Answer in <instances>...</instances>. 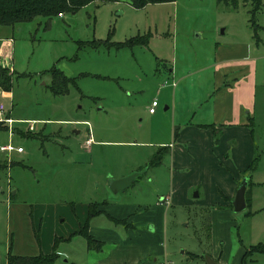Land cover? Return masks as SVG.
Segmentation results:
<instances>
[{
  "label": "rangeland",
  "instance_id": "rangeland-1",
  "mask_svg": "<svg viewBox=\"0 0 264 264\" xmlns=\"http://www.w3.org/2000/svg\"><path fill=\"white\" fill-rule=\"evenodd\" d=\"M118 1L94 0L74 11L0 25V34L13 40L12 56L3 50L0 54V65L12 77L10 90L0 86L10 91L1 93L0 101L5 116L14 119L10 133L7 124L0 122V144L10 141L24 149L0 151V261L11 242L13 252H30L32 205L35 231L40 236L41 222L47 245L51 229L58 235L73 230L78 226L75 213L83 205L87 209L90 202L96 203L93 216L107 217L103 207L111 199L118 202L138 194L147 203L151 198L167 203V197L155 198V194L173 188L172 122L209 118L214 62L228 54L225 48L232 44L241 51L249 45L256 160L249 185L253 204L250 200L249 208L241 211L230 207L233 225L223 232L221 258L228 255V264L235 263L242 243L252 244L253 251L263 249L264 244H255L264 243V0L255 14L258 41L251 27L250 0H239L235 8L220 0H171L141 7ZM145 35L146 43L122 42ZM219 47L225 48L218 52ZM51 67L68 78L67 90L49 88ZM154 97L159 104L151 113L148 107ZM33 119L35 127L28 130V120ZM133 170L143 171L135 186L112 192L108 178ZM9 187L15 189L16 208L7 202ZM197 188L192 185L188 194L181 193L184 200L167 208L166 217L150 206L136 218L138 229H148L159 220L161 227L153 232L162 238L170 264H205L203 254H213L206 220L210 211L197 205L201 194L191 196ZM185 198L190 200L188 205ZM112 218L131 226L125 218ZM78 237L87 243L79 233L59 241V257L53 264H97L74 249L70 242ZM108 247L109 241L101 251L93 248L94 260L105 258ZM242 264H264V250L252 252Z\"/></svg>",
  "mask_w": 264,
  "mask_h": 264
},
{
  "label": "crops",
  "instance_id": "crops-1",
  "mask_svg": "<svg viewBox=\"0 0 264 264\" xmlns=\"http://www.w3.org/2000/svg\"><path fill=\"white\" fill-rule=\"evenodd\" d=\"M120 2L116 1L119 4ZM126 3L128 2L126 1ZM119 9L118 13H122V9ZM5 37H9L11 43L13 42L12 37L0 34V39ZM248 47L249 45L245 44L243 51L237 44H232L228 48H218V52H222L224 48L227 49L228 54H222V57H218V60L214 62L215 74L211 81L213 82L212 111L207 120L181 119L172 122L173 142H169V146L171 147L170 159L173 168L170 177L173 188L171 192L165 191L155 194V198L167 197V203H157L153 200L154 198H151L150 202L147 203V199L138 194L132 199L118 202L111 199L110 203L103 207L105 212L116 218H125L131 226L126 228L114 222L105 214L92 216L89 220V231L96 239L103 241V245L99 250H103L102 247L106 245L107 241H109V247L107 248V255L104 256L105 258L95 261L92 254L95 249H89L83 237L71 241L70 243L75 246L74 249L82 252L86 259L88 257L90 261L97 264H158L163 257L167 258L165 247L162 245V238L153 232L155 228L161 227L159 220L156 219L153 225L152 223L149 224L148 229H138L136 228V218L143 217L140 213L143 210L150 209V206L156 214L162 212L163 216L166 217L167 208L180 204L178 202L184 200V198H181V193L183 195L184 193L188 194L192 185H195L198 187V195L194 196L191 191V196L199 197L200 194L202 195L199 197L198 206L209 207L217 203L220 204L218 207L211 208L209 212L210 239L213 252L211 255L221 264H228V255L223 256V258H221V255L223 251V232L227 227L231 229L233 225V213L229 202L233 199L236 187L243 177L245 169L255 157L256 151L253 128L251 130L249 125V118L254 117L251 107L255 83L251 74L252 67L249 61ZM241 84H245V87ZM7 92L10 93V91L0 90V94ZM168 108L169 106L166 105L165 109ZM202 124H207V126H202ZM209 125L216 127L217 130L220 129L217 143L213 142L214 129ZM182 169H187L186 173H183ZM133 182L130 186L133 185ZM9 193H14L11 191V187H9ZM252 195L253 190L251 191V204H253ZM7 198V202L14 208L16 205H14V197L8 194ZM185 199L187 200L186 205H188L190 200ZM82 207L84 208L82 211L75 213L78 226H74L73 230H77L88 215V205L87 209L84 205ZM33 210L32 205L30 212L31 227L27 226L32 231L29 238L31 249L29 253L21 254L50 251L51 249H48L49 247L52 248L53 238L58 235L55 228L51 229L50 238L46 243L47 245H45L43 228L40 222L39 232L41 237L38 244L33 234L37 225ZM145 218L146 221H153L150 217ZM73 230H68L67 234L59 236L67 237ZM247 245L244 243L240 245L242 248H239V258L232 264H242V257ZM6 253L3 255L0 264H6ZM71 255L77 260L75 254ZM188 258L199 259L200 257L188 254ZM251 259L253 258L251 257ZM65 260L68 259L65 258Z\"/></svg>",
  "mask_w": 264,
  "mask_h": 264
},
{
  "label": "trees",
  "instance_id": "trees-1",
  "mask_svg": "<svg viewBox=\"0 0 264 264\" xmlns=\"http://www.w3.org/2000/svg\"><path fill=\"white\" fill-rule=\"evenodd\" d=\"M94 1V0H0V25H16L24 21L32 20L35 16L38 15H44V16H51L55 14H59L60 12L63 13L65 11H74L80 8L81 6ZM102 2L105 1H118V0H100ZM163 1H171V0H128L129 4L134 7H141L149 2H163ZM225 2L228 5H231L232 7H237L239 0H220ZM247 1V0H244ZM251 7L248 9L250 13V21H251V27L253 28V36L256 38V40H259V34H258V26L255 24V14L256 12L261 8L262 0H250ZM147 35L144 36V38H141L138 40L136 36L129 37L125 40H123V43H126L127 46H130L134 44L135 42L138 43H146L147 41ZM138 40V41H137ZM125 45V46H126ZM52 68V67H51ZM49 68V72L53 74L52 81L50 84H47L49 88L53 91H60L63 89L67 90V84L70 82L68 81V78H63L64 75L62 74L57 68ZM57 69V71H55ZM57 72V73H56ZM0 86L4 88L5 90H10L12 87V77L9 75L6 67H3L0 65ZM253 119L251 117L249 118V125L251 127V130L253 128L252 124ZM202 126H207V124H202ZM212 126V125H209ZM214 129V138L213 142L217 143L220 135V129L217 130L216 127L212 126ZM157 158V157H156ZM256 160V157L253 158V161L247 166L245 169L243 176H248V182H247V188L245 191V198H246V208H249V201L251 200V189L249 188V185L251 183L250 177L252 176V171L254 169V161ZM156 161L153 160L149 162L150 165L154 164ZM158 162V161H157ZM149 166V165H148ZM11 197H14V193H10ZM96 203L90 202L88 205V215L84 221V223L80 226L78 232L76 230H73L70 232V234L67 237L55 235L53 238V244L52 248L48 252L40 251L36 254H21L16 253L12 251V242L10 243V246L6 253V264H52L58 257L59 253L57 252V245L59 241L61 240H68L70 237H72L74 234H83V236L87 239V247L88 248H95V249H101V246L103 245V241L96 239L91 233H89V220L94 215L92 214V207ZM220 204H215L209 207H206L208 211L211 210L213 207H218ZM229 206L232 207V203L229 202ZM245 214L249 215L248 210L246 209ZM110 219H112L114 222L119 223L118 219H113L112 216L108 215ZM208 222V229L210 231V214L207 215ZM37 231V230H36ZM35 233V238L37 243H40V236L38 233ZM210 235V233H209ZM264 244L262 242H259L255 245ZM253 245H247L245 246V252L243 255V263L245 262L246 256H249L252 254V252L257 251H263L264 248L259 250H252Z\"/></svg>",
  "mask_w": 264,
  "mask_h": 264
},
{
  "label": "water",
  "instance_id": "water-1",
  "mask_svg": "<svg viewBox=\"0 0 264 264\" xmlns=\"http://www.w3.org/2000/svg\"><path fill=\"white\" fill-rule=\"evenodd\" d=\"M145 170L146 169H144L143 171ZM143 171L133 170L130 171L128 174L120 177H109L108 186L114 192L118 190H123L126 187L130 186L136 176ZM247 182L248 176L244 175L236 187L234 197L231 200L233 211H241L246 207L245 191L247 188ZM12 192H15V189L12 190ZM193 195H198L197 189L193 191ZM203 257L205 259L206 264H221L217 259H215L212 255L208 253H204Z\"/></svg>",
  "mask_w": 264,
  "mask_h": 264
},
{
  "label": "built area",
  "instance_id": "built-area-1",
  "mask_svg": "<svg viewBox=\"0 0 264 264\" xmlns=\"http://www.w3.org/2000/svg\"><path fill=\"white\" fill-rule=\"evenodd\" d=\"M61 14V12H60ZM2 42L0 43V54H5L6 56L10 55L12 56V50H11V39L9 38H2ZM5 46H7V48H5ZM3 50V52H2ZM4 57V56H2ZM6 59V58H5ZM158 105V99L156 97H154L150 103H149V107L148 110L149 112L153 113L156 110V107ZM7 124L8 126V130L9 133L11 132L12 129V123L14 122V119L9 117V116H5V105L2 101H0V122H3ZM37 122V120H28V130H33L35 127V123ZM92 139L91 135L87 138V142H90ZM13 148H15L17 151L21 152L23 151V146L18 145V146H13V144L9 141L3 144H0V151H10ZM159 264H170V261L168 259H164L163 261H161Z\"/></svg>",
  "mask_w": 264,
  "mask_h": 264
}]
</instances>
